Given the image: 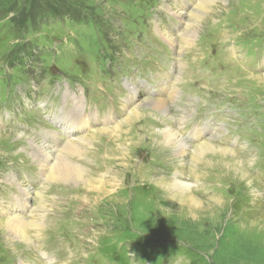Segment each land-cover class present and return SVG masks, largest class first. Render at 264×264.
Masks as SVG:
<instances>
[{
	"label": "rangeland",
	"instance_id": "obj_1",
	"mask_svg": "<svg viewBox=\"0 0 264 264\" xmlns=\"http://www.w3.org/2000/svg\"><path fill=\"white\" fill-rule=\"evenodd\" d=\"M198 1L0 0V223L12 215L42 221V231L29 230L31 242L8 234L13 246L0 229V264H148L157 251L160 264H264V66L259 73L243 70L258 69L264 60V0H218L216 16L190 35L187 23ZM40 6L60 14L48 20L51 26L37 19ZM73 20L96 28L81 34ZM137 32L138 43H128L126 36ZM110 51L115 67L128 60L132 77L122 88L123 75H109L115 90L109 97L100 84L105 100L92 82L93 61L108 65ZM142 76L156 94L135 82ZM66 86L84 89L86 101L112 114L106 119L112 125L96 123L67 135L68 125L51 124L48 116ZM124 90L135 96L132 104L123 99ZM132 108L140 115L128 122ZM222 116L218 128L232 126L243 141L240 150L224 147L218 128L215 136L213 121ZM198 117L213 128L202 144L205 129L198 122L193 130H200L199 139L190 134L199 142L178 131ZM40 128L61 142L46 140L42 131L30 134ZM168 129L177 133L176 144H154L162 138L155 135ZM81 139L89 145L71 159L107 182L102 193L48 179L56 148ZM178 141L186 143L185 153ZM197 147L232 152L225 161L244 162L252 184L220 167L192 166ZM176 179L193 188L196 207L180 203L170 188ZM52 243L63 244L59 255L42 254Z\"/></svg>",
	"mask_w": 264,
	"mask_h": 264
},
{
	"label": "bare ground",
	"instance_id": "obj_2",
	"mask_svg": "<svg viewBox=\"0 0 264 264\" xmlns=\"http://www.w3.org/2000/svg\"><path fill=\"white\" fill-rule=\"evenodd\" d=\"M217 1L218 0H199L198 1L199 9L195 13L190 15L189 21L187 23L188 34L190 33V35H192V34L197 33L199 30H201V28L204 25L207 24V21L209 20V18L211 19L212 16H216L215 8L220 3V2L216 3ZM186 43L187 45H190L191 39H188ZM259 79H260V83L263 85L264 84V74L261 75ZM66 93H68L70 97H65V94H64V98L68 99L71 102L69 107L66 108L67 111L64 113L65 118H63L65 125H68L66 130L72 129V126L84 127V128L92 127L94 117L92 115L87 114V112L85 111L83 112L81 111V109H83L84 107L80 102L79 96L74 93H72V95H70L69 92H66ZM137 110L138 109L136 110L133 109L130 112V109H129L130 113H129L128 122L132 121L133 116L138 117L140 115V114L138 115ZM106 124L108 126L112 125L111 121L109 120L106 121ZM97 131L99 132V134L103 133V130L98 129ZM200 133L201 132L199 129H195L193 130L192 135L193 136L197 135L194 138L199 139L198 136H200L199 135ZM159 135L162 137L160 139V142L156 141L154 142V144H157V145L163 144L164 146L168 147V146H174L176 144V140H179L177 133L171 129L164 130L161 133H157V135L155 136L159 137ZM56 137H57V134L53 136V140L54 141L57 140L58 142H61L62 139H59ZM177 143H178L177 145H179L180 152L185 153L184 146L186 143L183 141H178ZM88 145L89 144L87 142V139H81L77 141L70 140L65 150H59L56 148L57 155L55 156V159L49 168L50 174H49L48 179L54 183H62V184L63 183L66 184L67 181L71 180L72 182L77 183L78 185L84 186L85 188H88L91 191L102 193L106 189L107 182H104L103 180H100V179H96L90 174L89 170L86 169V167H83L75 163L71 159V156L73 155L80 156L81 152L84 151L83 149H86ZM75 149L77 150V152H75L76 151ZM211 149L212 148H201V147L194 148L193 149L194 156L189 159V161L192 163V166H195L196 168L197 167L200 168L201 166H206L207 168L220 167L223 170H225L228 173V175L231 174L233 175V177L235 176L237 180L239 181L248 180L249 184H252V177L246 173L244 162L240 160H235L234 162L227 163L225 159L235 156L232 152L230 151L226 152L223 149L219 151L218 150L215 151ZM256 174H260V173L256 172ZM114 180H116L115 177H114ZM170 188L174 193H177L178 195L182 197V200L180 201V203L190 202V204L193 207L197 206V203H196L197 199L194 197V195L192 196L193 188L190 187L188 183H186L185 181H180L176 179L173 183H171ZM167 201L172 203L171 200H167ZM21 205L23 207L27 206L26 203H21ZM41 223L42 221H39V220H35V221L27 220L25 218L12 215L9 222L0 223V229H4L5 231L4 235H5L7 243H10L11 246H13L12 244L13 242L7 238L8 234L12 233L15 236L17 235L23 242L28 243V242H31L33 238L32 237L33 235L31 236L29 234V230L31 229V231H33V229H36V230L40 229L39 231H42L40 227L42 225Z\"/></svg>",
	"mask_w": 264,
	"mask_h": 264
},
{
	"label": "trees",
	"instance_id": "obj_3",
	"mask_svg": "<svg viewBox=\"0 0 264 264\" xmlns=\"http://www.w3.org/2000/svg\"><path fill=\"white\" fill-rule=\"evenodd\" d=\"M34 6V5H33ZM48 8H44L42 6H40L38 8V14H37V19L39 21L41 20H45V19H53L56 20L58 18H56L58 15V13H56L55 11L51 10L52 12H47ZM57 15V16H56ZM47 16V17H46ZM73 22H75L76 24H82V25H90L91 27H95V25L89 24L87 22H76L75 20H73ZM96 28V27H95ZM98 28V27H97ZM100 29V28H99Z\"/></svg>",
	"mask_w": 264,
	"mask_h": 264
}]
</instances>
